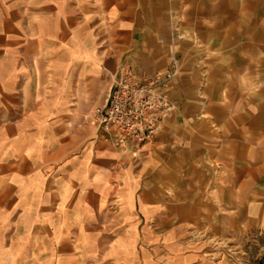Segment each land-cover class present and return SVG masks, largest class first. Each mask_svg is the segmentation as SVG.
Returning a JSON list of instances; mask_svg holds the SVG:
<instances>
[{
    "label": "crops",
    "instance_id": "crops-1",
    "mask_svg": "<svg viewBox=\"0 0 264 264\" xmlns=\"http://www.w3.org/2000/svg\"><path fill=\"white\" fill-rule=\"evenodd\" d=\"M123 66L177 71L140 152L92 121ZM52 224H123L124 264L264 231V0H0V239Z\"/></svg>",
    "mask_w": 264,
    "mask_h": 264
},
{
    "label": "rangeland",
    "instance_id": "rangeland-1",
    "mask_svg": "<svg viewBox=\"0 0 264 264\" xmlns=\"http://www.w3.org/2000/svg\"><path fill=\"white\" fill-rule=\"evenodd\" d=\"M52 226L48 232L44 230V234H37L34 243L29 240L25 242L22 228L16 230L5 227V237L0 239V264H124L122 258L126 245L122 242L125 236L123 224ZM26 232L27 229L24 228V233ZM47 234L51 235L49 239ZM69 238L72 240L68 241ZM73 240L79 243H69ZM212 246L218 248L214 252H221L226 256L227 264H264V231L241 236L233 243ZM133 247L138 253L143 251L140 250L142 246ZM77 251L79 259L71 256L62 262L54 258L61 252L72 254ZM50 257L53 261H50Z\"/></svg>",
    "mask_w": 264,
    "mask_h": 264
},
{
    "label": "built area",
    "instance_id": "built-area-1",
    "mask_svg": "<svg viewBox=\"0 0 264 264\" xmlns=\"http://www.w3.org/2000/svg\"><path fill=\"white\" fill-rule=\"evenodd\" d=\"M176 75L173 69L138 77L132 68L121 67L106 103L92 111L97 136L121 150L133 145L136 152L152 143L173 110L165 89Z\"/></svg>",
    "mask_w": 264,
    "mask_h": 264
}]
</instances>
